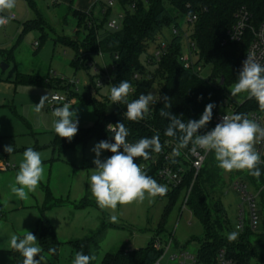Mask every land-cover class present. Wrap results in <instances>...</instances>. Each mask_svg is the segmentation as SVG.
Here are the masks:
<instances>
[{
  "label": "rangeland",
  "instance_id": "374dc122",
  "mask_svg": "<svg viewBox=\"0 0 264 264\" xmlns=\"http://www.w3.org/2000/svg\"><path fill=\"white\" fill-rule=\"evenodd\" d=\"M108 1L98 0L89 10L90 19L103 20L105 16L102 14V8ZM34 2L35 8L32 9L26 0H17L11 13H4L15 14L16 19L10 20L5 27L0 28V138L3 147L11 144L15 149L4 164L7 169L0 172V264H18L9 247L12 234L22 238L25 230H28L37 237L40 246L36 232L38 221L43 215L54 227L61 246L58 258L46 255L41 264H72L76 252L70 242L95 236L103 223L111 227H108L103 240L92 247V255L95 256L93 264H100L109 252L145 248L153 238L160 239L162 243L173 240L170 250L164 256V264L172 254H178L175 249L177 246L188 248L190 253L195 254L206 238V231L192 211L178 205L170 213L167 224L160 226L168 204L166 197H156L151 202L145 199L143 203L118 206L115 213L102 210L89 188L91 169L95 168L92 162L95 154L91 149L100 141L91 139L85 144L80 143L63 151L56 147L58 136L52 128V121L55 119L52 106L50 103L46 104L40 113H36L34 104L39 103L40 97L45 94L50 97L55 93L66 95L64 87L75 81L74 90L77 89L78 94L76 98H70L68 103L72 105V110L77 112L78 133L82 129L92 127L96 121L94 111L90 106H82L79 99L91 85L94 68L86 71V64L85 67L75 68L72 62L76 57V50L65 46L67 38L75 37L77 20L73 16V10L58 0ZM119 11L124 12L119 0H115L110 20L120 23L116 16ZM39 18L45 21L43 30L25 31L27 22ZM185 23L186 21L182 20V26L187 30ZM106 30L108 29L100 30V34L103 35ZM171 34V28L164 30L167 39L171 38ZM153 52L154 48L151 47L150 53ZM81 53L85 56L84 50H81ZM92 58L100 66L106 65L111 70L112 78L115 76L116 68L112 70L114 64L108 54H104L105 65L99 54L92 55ZM3 64L7 66L5 71L2 69ZM211 69V66H206L202 77L208 78ZM24 78L44 83L26 84L21 81ZM62 79L64 83L58 86L57 80ZM231 87L227 92L232 104L243 102L247 98L246 93L232 97L229 91ZM152 92L158 94L157 88ZM99 93L97 94L94 88L90 90L94 97H110L108 86L100 89ZM114 106L112 102L109 103L107 111L111 112ZM219 112L231 111L223 106ZM28 147L41 153L45 174L37 190L29 193L27 200L21 201L11 192L9 185L14 183L23 152ZM256 147L258 150L259 144ZM104 158H107V151L101 155V159ZM206 170L208 173L212 170L213 173L209 178L208 189L203 188V198L213 213L212 222L215 221L213 226L216 232L225 238L226 242H229L228 233L232 232L230 227L238 229L242 209L245 210V225L249 224V206L244 202L243 195L234 188L236 182L244 183L249 193L256 196L259 217L257 229L252 236L239 235L236 241L227 244V248L239 252L236 245L243 243L244 251L241 252L251 250L254 256L250 264H264V174L257 179L247 171L226 173L217 166L214 157ZM47 193L52 202L62 203L48 209L45 203ZM82 202H85L86 206L76 208ZM217 209H220V213H216ZM112 214L117 215L118 222L110 221Z\"/></svg>",
  "mask_w": 264,
  "mask_h": 264
},
{
  "label": "trees",
  "instance_id": "16d2710c",
  "mask_svg": "<svg viewBox=\"0 0 264 264\" xmlns=\"http://www.w3.org/2000/svg\"><path fill=\"white\" fill-rule=\"evenodd\" d=\"M26 1L32 9L35 8V0ZM119 3L125 13V18L118 31L107 28L111 11L101 21L90 19L88 13L73 11V16L77 20L75 37L67 38V44L64 45L73 47L76 50L77 54L72 62L75 68L85 67L86 64L87 68L85 69L89 71L91 70L90 64L94 62L92 55L102 53L104 56V54H108L116 68V74L111 81L112 86L118 85L122 80H127L133 86L135 85V92L130 94L129 101L138 98L142 93L152 92L156 87L158 94L170 98L172 104L170 111L176 115L183 114L185 122L190 119L198 120L208 103L216 105L213 109L214 117L226 101L231 102L227 89L237 82L239 65L253 37L251 32H247L240 42L230 43L227 46H223L222 42L225 39L226 32L234 24L235 14L240 8L245 7L253 14L252 24L258 27L264 20V0H120ZM133 4H135L134 8H132ZM192 16H197V21L194 23L188 21ZM182 20L186 21L187 30H184ZM44 26L45 21L39 18L27 22L24 28L25 31L43 30ZM173 27L179 29L181 33L169 41L168 50L157 62L150 53V49L151 47L155 49L159 45V39L164 38L165 29H172ZM102 29L108 30L101 35L100 30ZM185 34L188 35L189 40L196 43L199 61L204 62L205 67L211 66V74L208 78H203L201 75L185 70L179 63L178 58L184 48ZM81 50H84L85 56L82 55ZM137 74L140 75L139 81L134 80ZM101 76V74L91 76L90 87L86 88V93L79 99L82 106L92 107L96 117L94 125L80 130L71 142L57 137L56 147L63 151L74 148L80 143L85 144L91 139L114 142L111 139L113 134L107 129V125L123 122L129 129L128 142L134 143L142 137H151L159 132L160 142L163 145L162 151L171 153L174 149L173 146L176 145V140L164 135L168 120L159 115V110L163 107L164 102L161 100L153 105L151 116H148L145 120L138 123L129 121L123 116V113L127 110L125 105L114 104V109L108 112L107 105L111 103V100L104 96L97 98L90 94L92 88L97 94H100V88L96 86V79ZM223 78L224 84L222 85ZM21 81L26 84L44 83H37L26 78ZM56 83L60 86L64 81L57 80ZM71 88L70 84L64 87L66 91H70V98H76L78 93L76 90L71 91ZM198 97H202V99H198ZM234 106L235 114L246 113L249 116L251 112L260 111L255 99H249L248 97L243 102L235 103ZM212 128L213 123L211 121L207 129L200 130L201 134ZM3 148L0 138V172L7 169L4 164L10 157V154L4 152ZM109 156H111V153L107 152V157ZM153 156H156V153H151V158ZM158 156H160V153ZM163 157L159 158L160 161L157 165L150 164L148 167V175L155 180L158 168L164 164ZM213 157L214 154L211 152L193 185L187 203V208L203 224L206 231V238L197 250V264H218L217 255L222 249L226 250L227 259L232 262L250 264V260L254 256L251 250L245 253L241 252V250L244 251L243 243L236 245L239 252L227 248L229 242H226L225 238H222L216 232L213 226L215 221L212 222L213 213L204 201L203 188L208 189L209 178L213 173L212 170L208 173L206 169ZM150 159L145 161L138 158L136 163L139 165L148 164L151 163ZM262 160H264V155ZM176 161L177 158H175ZM260 168L262 172L260 177H262L264 164H261ZM193 177V171L187 172L183 184L174 189L167 197L168 204L165 207L160 226L167 224L170 213L178 205L181 208L183 197L189 190ZM45 203L46 206L48 205V209H51L62 202H52L51 196L47 193ZM85 206V202H82L76 208ZM262 206L264 207L263 199ZM216 213H220V209H217ZM225 217L228 223L227 215ZM108 227H111V225L103 223L95 236L74 240L70 244L75 252L92 255V247L97 246L103 240ZM230 229L232 232L238 231L231 227ZM238 232L240 236H252L254 234V230L248 226L243 231ZM36 233L42 249L41 255L58 258L61 242L56 236L54 227L44 215L38 221ZM157 239L153 238L145 248L130 251L121 249L116 252H109L105 254L100 264H157L159 261L161 263L165 249L157 248ZM50 248L56 249L55 254L49 253ZM11 251L18 264H22L23 257L15 250ZM36 259H39V256ZM91 264H93V261H91Z\"/></svg>",
  "mask_w": 264,
  "mask_h": 264
},
{
  "label": "clouds",
  "instance_id": "9594fccd",
  "mask_svg": "<svg viewBox=\"0 0 264 264\" xmlns=\"http://www.w3.org/2000/svg\"><path fill=\"white\" fill-rule=\"evenodd\" d=\"M16 4L17 0H0V28L5 27L12 19L11 15L3 13H11ZM229 91L232 97L246 93L249 99H255L260 111L264 112V65L256 60L254 53H249L247 59L242 62L238 80ZM133 92V85L127 80H122L118 85L111 87L109 99L113 104L125 105L127 110L123 116L137 123L145 120L150 114L151 106L162 100L164 103L159 115L168 120L164 135L176 140V145L169 156L173 163L174 158L179 157L183 149H188L192 154H199L202 150L204 153L212 152L217 166L226 173L247 171L257 179L262 175L260 165L264 164V160L261 159V153L256 145L264 142V125L256 119L249 118L246 113L226 114L212 129L201 134L200 130L207 129L213 119V109L216 107L214 103L205 106L198 120L190 119L185 122L183 114L176 115L170 111L172 104L168 96L149 92L129 101L128 97ZM55 101L56 98L50 97L49 94L42 95L39 103L34 104V111L40 113L46 104ZM52 115L55 117L52 128L56 135L71 142L79 130L77 112L72 110L69 103H63L61 107L53 109ZM107 129L113 134L111 139L114 142L101 140L91 149L95 154L92 161L95 168L91 169L89 188L98 207L115 213L118 206L143 203L145 199L151 202L158 196H165L168 192L167 186L158 183L136 163L138 158L146 161L151 158V153L162 152L163 145L159 132L130 143L127 140L129 129L123 122L108 124ZM3 150L11 154L15 149L9 144L5 145ZM105 151L110 152L111 156L101 159ZM44 174L41 153L32 147L26 148L15 181L9 185L11 192L19 200H27L28 194L35 192L39 187ZM109 219L113 223L118 222L115 214L110 215ZM238 236V231L230 232L227 240L234 242ZM9 247L23 257L22 264H41L45 259L41 255L42 249L38 246L37 237L28 230H25L22 238L12 234ZM48 251L55 254L56 249L50 248ZM38 256L39 259H36ZM94 259V255L76 252L72 264H91Z\"/></svg>",
  "mask_w": 264,
  "mask_h": 264
},
{
  "label": "built area",
  "instance_id": "2783aa9c",
  "mask_svg": "<svg viewBox=\"0 0 264 264\" xmlns=\"http://www.w3.org/2000/svg\"><path fill=\"white\" fill-rule=\"evenodd\" d=\"M120 1V0H119ZM115 6V0H109L107 4L102 8V14L106 16V14L113 10V7ZM135 7V4L132 5V8ZM12 19H16V15L12 14ZM116 16L119 18L120 23L117 20H108L107 22V28L112 31H118L121 28L122 22L125 18L124 12H117ZM190 23H194L197 21V16H192L188 20ZM253 14L245 7L240 8L234 18V24L228 29L226 32L225 39L222 42L223 46H227L230 43L234 42H240L247 32L252 33V42L250 43L245 55L243 56L241 63L239 65V71L242 69V62L247 59V55L249 53H254L256 60L264 65V20L258 25V27L253 26ZM171 38L167 39L165 36L164 38L159 39V45L155 47L154 52L152 53L153 58L155 61H160L161 58L165 55L166 51L169 47V41L176 36L180 35V30L176 27H173L172 29ZM233 36L235 39H233ZM185 43L184 48L182 50V53L180 54L178 61L182 65V67L187 70L191 71L197 75H201L205 69L204 62L199 61V52L198 48L196 46V43L188 39V35L185 34ZM36 46L38 43L35 44ZM104 65V56L102 53H99ZM92 68H94V74H101V77H98L96 79V86L100 89H102L105 86H108L109 89H111V81H112V75L110 73V69L105 65L102 69L101 66L97 62H92L90 64ZM115 67H112V70H114ZM140 75L137 74L134 77L135 81H139ZM63 80V79H62ZM64 81V80H63ZM70 85L72 86L71 91L74 90L75 87V81H71ZM134 92L136 89V86H133ZM78 91L77 89H75ZM133 92V93H134ZM132 94V93H131ZM51 97H55L56 101L54 103H50L52 106V110L55 107H61L63 103H68L70 101V91H67L66 95H60L58 93H55L51 95ZM224 106L227 107L231 112L230 113H218L216 114L213 119V127L216 125V123L220 122L223 115L226 114H235V106L231 102L226 101L224 103ZM153 112V106H151V111L149 116H151ZM249 118H254L258 122H260L262 125H264V112L261 111H254L249 114ZM175 147V146H173ZM258 151L261 153V159L264 155V142H261L259 144ZM211 152L204 153L202 150L199 152V154H192L189 150H181V155L177 158V161L172 164V159L169 158L171 153H166L165 151H162L160 153V156L156 154V156H153L150 159L151 163L148 164H142L140 165L148 174V167L150 164L157 165L160 161V157L164 158V164L160 166L156 173V180L158 183L166 185L168 188V192L165 196L159 197L164 198L168 197L171 192L174 189H177L180 187L184 182V177L186 176V173L189 171L194 172V177L192 180V183L190 185L189 190L186 192V194L183 197L182 200V206L184 208H187V203L189 200L190 193L192 191L193 185L199 176L202 168L204 167V164L209 157ZM174 158V159H175ZM234 188L238 190L243 195L244 202L248 204L249 206V217H248V227H250L252 230H256L259 224V217L257 214V204H256V196L253 193H249L247 186L240 182H236ZM246 216H245V210H241V218L240 223L238 226V231H243L245 227ZM173 244V240L170 239L167 242H161L160 239H157V248L158 249H165L164 256L167 254V252L170 250V247ZM162 257V260L164 258ZM170 261L175 262L176 264H197V260L195 255L190 253L189 251H183L180 252V254H172L170 257ZM217 261L218 264H236L232 262L231 260L227 259L226 250L222 249L219 251L217 255ZM160 264V261L157 263Z\"/></svg>",
  "mask_w": 264,
  "mask_h": 264
},
{
  "label": "crops",
  "instance_id": "0c3cea01",
  "mask_svg": "<svg viewBox=\"0 0 264 264\" xmlns=\"http://www.w3.org/2000/svg\"><path fill=\"white\" fill-rule=\"evenodd\" d=\"M60 2H63V3H66L68 5V7H70L73 11L74 10H77V11H80V12H83V13H89V10L90 8L98 1V0H58ZM176 251L178 252V254H180V252H183V251H188V248H184V247H181V248H178L175 247ZM198 250V249H197ZM197 250H196V253L193 254L195 255L196 257V254H197ZM175 254V253H174ZM177 254V253H176ZM171 257V256H170ZM170 257L169 259L167 260V262L165 264H171L172 261H170ZM166 258H164L160 264H164V260Z\"/></svg>",
  "mask_w": 264,
  "mask_h": 264
},
{
  "label": "water",
  "instance_id": "95a60500",
  "mask_svg": "<svg viewBox=\"0 0 264 264\" xmlns=\"http://www.w3.org/2000/svg\"><path fill=\"white\" fill-rule=\"evenodd\" d=\"M2 69L5 71L7 69V66L6 65H2ZM224 84V78L222 79V85Z\"/></svg>",
  "mask_w": 264,
  "mask_h": 264
}]
</instances>
